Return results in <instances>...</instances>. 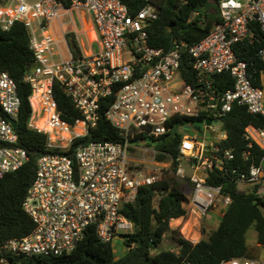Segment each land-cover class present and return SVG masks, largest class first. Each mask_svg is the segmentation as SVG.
Here are the masks:
<instances>
[{"label": "built area", "instance_id": "2783aa9c", "mask_svg": "<svg viewBox=\"0 0 264 264\" xmlns=\"http://www.w3.org/2000/svg\"><path fill=\"white\" fill-rule=\"evenodd\" d=\"M217 3L221 21L207 36L191 46L175 40L165 50L150 43L148 25L158 16V8L151 3L133 14L122 0H0V26L8 30L20 22L28 30L35 56L33 68L24 77L32 87L28 127L45 133L50 149L39 156L35 178L23 201L34 227L23 237L0 240V264L69 253L93 225L104 243L112 242L119 232L133 231L132 222L120 213L121 206L135 201L141 186L160 180L161 168L173 162L170 154L159 160V150L152 151L151 159L136 157V151L147 152L138 144L168 133V122L176 115L205 114L203 123L213 127L222 125L221 118L239 104L262 118L261 125L245 129L248 144L242 162L232 163L235 154L229 149L221 151L218 143L227 137L224 128L210 143L184 134L176 174L187 178L181 159H188L194 173L184 202L187 216L190 212L206 216L219 200L224 209L228 207L230 197L222 194V186L207 183L208 173L215 169L232 176L241 190L255 189L264 199V154L257 161L254 151L255 144L264 150V90L252 82L246 61L234 51V45L252 33L255 23L264 31V0ZM73 10L90 15L97 51H84L79 44L81 33L74 28L64 34L66 52L51 33L52 24L64 15L73 23ZM196 15L194 11L192 17ZM68 34L78 41L79 53L71 51ZM185 51L193 60L192 82L181 74ZM259 55L264 60V47ZM224 72L231 74L234 84L220 91L212 76ZM55 83L81 114L74 122L62 117ZM111 97L107 104L105 100ZM105 106L104 115L120 130L122 139L94 140L66 153L77 138L97 126ZM20 108L16 81L8 72H1L0 177L19 170L29 160L27 150L17 145L18 128L11 121L18 122ZM208 118L211 125L206 123ZM249 160L252 163L245 165ZM187 216L181 218V224ZM220 264H264V260L231 258Z\"/></svg>", "mask_w": 264, "mask_h": 264}, {"label": "trees", "instance_id": "16d2710c", "mask_svg": "<svg viewBox=\"0 0 264 264\" xmlns=\"http://www.w3.org/2000/svg\"><path fill=\"white\" fill-rule=\"evenodd\" d=\"M210 1L218 5L217 0H122L133 14L148 3L158 8V16L148 25V32L150 43L165 50L170 49L175 40H185L191 46L213 30L221 21V15L219 9L208 6ZM194 11L198 15L192 17ZM67 40L71 51L79 53L80 47L75 36L68 34ZM262 47L264 31L257 23L248 38L234 45L238 58L247 63L252 82L260 87L263 86L264 73V60L259 55ZM34 61L26 27L20 22L8 30L0 26V73L8 72L18 85L21 108L17 145L25 148L29 154V160L19 170L0 177V240L20 238L33 229L34 222L24 210L23 201L35 178L39 156L50 151L47 135L28 127L32 111L29 100L32 87L24 77L33 68ZM181 74L188 82L195 78L193 60L188 51L182 53ZM212 82L220 91H226L233 86L234 79L230 73L224 72L213 75ZM55 97L65 120L74 122L81 117L71 99L60 90L58 83H55ZM112 100L111 97L105 101L108 104ZM104 108L106 106L100 110L97 126L91 128L86 136L77 138L66 153L71 154L77 145L90 141L122 139L120 130L104 115ZM205 117V114L176 115L168 122V133L150 138L159 142V160L165 159L166 154L173 157L170 171L175 172L179 164L180 144L184 136L179 128L204 122ZM221 120L227 137L218 145L222 152L229 149L235 154L236 161L232 163L242 162V152L248 144L245 129L251 124L261 125L262 118L250 113L246 106L235 104ZM254 151L258 161L264 150L255 144ZM251 163L252 160H249L245 165ZM207 183L222 186V194L230 197V203L218 226L197 243L186 239L180 227L171 225L173 219L187 216L184 202L187 200V190L193 184L189 177L185 183H180L173 175L165 174L155 183L141 186L135 201L121 206L120 213L134 227L133 231L122 234L128 246L123 256L116 257L112 242H102L93 225L87 228L84 238L73 251L58 256L23 258L21 264H220L223 259L254 258L247 233L253 228L257 233L258 244L264 247V199L256 194L255 189L241 190L232 176L222 175L217 169L208 173ZM166 235L175 241L176 249L161 248Z\"/></svg>", "mask_w": 264, "mask_h": 264}, {"label": "rangeland", "instance_id": "374dc122", "mask_svg": "<svg viewBox=\"0 0 264 264\" xmlns=\"http://www.w3.org/2000/svg\"><path fill=\"white\" fill-rule=\"evenodd\" d=\"M208 6L213 8V9H216V10L219 9V6L216 3H214V1H210L208 3ZM72 17L74 20L73 23L66 25L64 28L67 29V28L71 27V28H74L77 33H80L82 31L80 12L73 10L72 11ZM68 18L69 17H66V16L64 17V19H66V20ZM55 29H56L57 35L59 37H62L61 30L57 25H55ZM87 29H88V26H87ZM60 47H61L62 51L66 52L65 43H62L60 45ZM93 47L95 49H97V44L94 43ZM85 48H87V45ZM179 130L185 135L196 138L198 141L207 142V143L214 141L218 137V135H220L224 131L221 123H217L213 127H207L206 124L203 122H195L194 124L186 125L185 127H180ZM138 145L140 147H142L143 149H147V152L136 151V153H135L136 157L142 158L144 156L146 159H151L152 155H153L152 151L153 150H159V148H158L159 142L155 141V140H151V139L142 140L139 142ZM181 166L184 168L187 177H190L194 173V170L191 168V165L188 162V159H186L184 157L181 159ZM171 168H172V166L162 167L161 168L162 169V177L165 174L173 175L180 183H185L186 179H181L176 174V171L175 172L170 171ZM147 170H149V169H147ZM191 189L187 190V194L190 193ZM222 206H223L222 201L219 200L217 202V206L213 207L209 211V215H214L216 217L217 221H215V222L213 220L208 221V215L199 217L197 214H195L193 212H190V214L187 216V219H185L183 222L187 221L188 226L189 225H191V226L198 225L197 228H199V230L202 233L205 232L204 237H207L208 233L218 226L219 219H221V216L224 213V208ZM212 219L215 220V218H212ZM208 222H209L210 226H209ZM171 223L176 225L179 222L177 219H175V220H172ZM189 230H190V228H189ZM122 234H123L122 232H119L118 235L112 241V246H113L114 253H115L116 257L123 256L128 250V246L125 244L124 237ZM247 240H248V243H249V245H250V247L254 253V258L264 260V247H262L258 244L257 233L253 228L249 229V231L247 233ZM161 248H163V249H176V243L169 235H166L163 242L161 243ZM155 252H157V251H153V253H155Z\"/></svg>", "mask_w": 264, "mask_h": 264}, {"label": "crops", "instance_id": "0c3cea01", "mask_svg": "<svg viewBox=\"0 0 264 264\" xmlns=\"http://www.w3.org/2000/svg\"><path fill=\"white\" fill-rule=\"evenodd\" d=\"M68 17L67 15H64L62 16L59 20H56L53 24H52V27H51V33L54 35V37L56 38V40L60 43V45L63 42L64 40V34L66 32H69L71 30V27L65 29L64 27L66 25H69L68 23V19H64V17ZM80 16H81V23H82V31L80 32L81 35H80V39H79V44H80V47L86 51L87 53H91L93 51H97L98 50V44L96 42H93L94 38H95V35H94V30H93V23H92V19L90 17L89 14L87 13H84V12H81L80 13ZM55 25H57L60 30H61V33H62V37H59L56 33V29H55ZM87 26H88V29H87ZM91 32V33H90ZM90 34V35H89ZM92 36V37H91ZM86 41V42H85ZM94 43L97 44V49H95L93 47ZM87 45V48H85ZM69 49L68 46H66V51ZM262 83H263V90H264V73L262 75ZM225 210V209H224ZM212 218H215L212 219ZM175 220V219H173ZM179 223H177L176 225H174L173 223H171L172 227H180V231L183 235H187V236H190L192 237L193 239H195L196 241H200L203 237H204V233L205 232H201L199 230L198 225L196 226H191L189 225L188 226V223L186 222H182L181 218L180 219H177ZM210 220H213L214 222L217 221L216 217L214 215H209L208 214V221ZM219 222H220V219H219ZM218 222V224H219ZM209 224V222H208ZM210 226V224H209ZM190 228V230H189Z\"/></svg>", "mask_w": 264, "mask_h": 264}, {"label": "water", "instance_id": "95a60500", "mask_svg": "<svg viewBox=\"0 0 264 264\" xmlns=\"http://www.w3.org/2000/svg\"><path fill=\"white\" fill-rule=\"evenodd\" d=\"M11 121H12V123H13V125H14V128L17 129V128H18V122H17V120H15V119L12 118ZM214 121H215V122H218L217 119H215ZM206 123H207L208 125H211V124H212V120H211L210 118H208V119L206 120ZM207 148H209V146H208Z\"/></svg>", "mask_w": 264, "mask_h": 264}, {"label": "bare ground", "instance_id": "6f19581e", "mask_svg": "<svg viewBox=\"0 0 264 264\" xmlns=\"http://www.w3.org/2000/svg\"><path fill=\"white\" fill-rule=\"evenodd\" d=\"M91 33V32H90ZM90 35V34H89ZM92 37V36H91ZM187 223V222H186Z\"/></svg>", "mask_w": 264, "mask_h": 264}]
</instances>
